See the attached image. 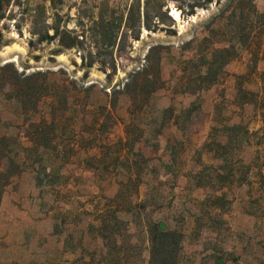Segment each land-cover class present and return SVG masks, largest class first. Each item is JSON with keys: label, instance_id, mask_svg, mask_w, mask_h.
I'll return each mask as SVG.
<instances>
[{"label": "rangeland", "instance_id": "374dc122", "mask_svg": "<svg viewBox=\"0 0 264 264\" xmlns=\"http://www.w3.org/2000/svg\"><path fill=\"white\" fill-rule=\"evenodd\" d=\"M217 1L192 17H182L170 2L174 24L164 18V31L143 28L136 41L126 25L131 0H11L0 21V135L12 139L19 155V146H32L30 122L48 117L52 103L46 97L37 114L24 115L34 110L35 99L21 103L11 99L1 91L9 89L2 77L32 93L35 85L20 83L17 76L42 74L43 90L64 83L71 92L80 91L79 105L87 103L83 88L93 87L88 102L96 107L91 109L94 114L85 115L76 106L72 119L53 131L57 139L44 164L45 175L36 171L45 168L37 158L23 163L25 153L12 155L23 171L12 177L0 200V264H114L111 243L102 239L107 233L100 230L99 221L107 205L118 210L109 200L117 191L112 176L127 168L126 162L112 159L125 135L123 120L134 121L139 126L136 132L145 131L136 149L153 158L152 168L158 172L147 179L152 185L147 204L158 199L162 206H151L148 212L153 211V219L168 229L184 234L179 264H264V28L249 21L254 14L249 15L247 0H236L234 9L212 26L229 3ZM253 4L264 13V0ZM32 16L40 29L46 22L54 37L41 41L34 35L40 31L32 26ZM60 38L78 46L66 48ZM156 45L164 48L161 79L149 86L145 75L136 73ZM210 47L220 50L203 54ZM157 59L156 54L153 60ZM137 93L143 104L139 113L130 107V98ZM106 101L116 104L121 119L116 125L108 120L94 137L92 120L101 116L97 105ZM230 127L235 128L226 129ZM223 135L230 141L232 164L207 151L206 145L212 148ZM87 154H97L102 162L86 161ZM199 160L219 168L211 172L216 186H231L226 190L230 210L222 216L224 224L211 213L209 202L202 204L213 191L197 188V181L186 176L191 169L198 170ZM118 216L127 246L122 264H147L143 227L136 226L130 214ZM130 244H137L140 252L134 254Z\"/></svg>", "mask_w": 264, "mask_h": 264}, {"label": "trees", "instance_id": "16d2710c", "mask_svg": "<svg viewBox=\"0 0 264 264\" xmlns=\"http://www.w3.org/2000/svg\"><path fill=\"white\" fill-rule=\"evenodd\" d=\"M214 1L215 0H131L128 6V17L126 20L127 33L133 40L138 41L141 38L143 28L153 32L164 31L163 25H166L164 18L169 19L171 23L174 24V19L169 15L168 6L170 2L174 3L178 10L181 11L182 17H192L196 15L198 10L208 9L214 3ZM247 1L252 10L249 15L254 14L253 18H250L249 21L251 23L262 25L264 28V13H258L256 7L253 4V0ZM220 2L221 0H218L217 4H220ZM235 2L236 0H229L226 10L222 11L220 15L214 18L212 26L216 24L219 19L225 17L226 11L234 9L233 6ZM10 3L11 0H0V21L5 18V13L7 10L6 8L10 5ZM32 17V26L37 29L40 23L35 20V16ZM103 18H105V16H103ZM211 27L209 29H211ZM48 28V24L44 22L43 28H38L40 32H34V35H39L41 41L51 39L54 36L49 34ZM166 31L169 32L172 30ZM56 35H60L58 30H56ZM208 40V37L203 39L204 42H207ZM60 44L66 48L78 46L76 41H73L71 44H65L61 38ZM120 44L121 43L118 44V48L120 47ZM262 45L264 47V40ZM163 49L164 48L159 45L151 47L147 55L146 65L143 67V69L136 73V75L144 74V81L149 86L153 84L156 85L161 79L159 73L161 69ZM224 49L225 48L221 50ZM217 50L220 49L210 47L208 50L203 52V54H211V52H215ZM156 54L158 55V59L153 60V56ZM225 63L228 62L226 61ZM88 67H92V62H90ZM110 75L111 74H108V77ZM18 76L17 78L19 79L20 83H29L31 85H35L33 86L34 88L30 86V89L32 88V93H29L28 90L23 91L22 88H15L8 80H6V78L3 79L2 76L1 77L4 81V85L9 89L6 92L5 90L1 91L2 93H8L11 95V99L18 103H21L25 98L29 100L35 99L34 110L23 112L24 115L28 117L34 116L37 114L39 105L44 98L50 97L52 100V103L50 104L51 110L48 117L43 115L40 120L34 122L31 121L29 124V138L32 146L27 148L19 146V149H21V151L26 154L23 163H25L28 158L30 160L37 158L38 163H40L41 166H45L44 164L49 160V157L51 158L52 155L50 149L53 147V144L57 139V136L54 137L52 134L53 131L56 132L59 130V128H61L65 121L69 120V118L72 119L73 115L77 113L75 108L76 106L79 107L80 113H85V115H90V113H93L91 109H94L96 106H93L92 104L90 105L88 102L91 100L90 95L88 94L93 91V89H91L93 87L83 88L84 92L88 93L87 103L84 104L82 102V104L79 105L77 102L80 100H77V96H79L80 91L71 92L69 87L64 83H53L47 85L43 90V82L39 77H42V74L30 75L23 78H20V75ZM129 87V83L126 84L125 88L128 89ZM156 89L157 88H155V90L153 89L151 93L155 92ZM241 90L244 93H247L245 89L242 88ZM119 93L120 92H118V94ZM104 95L107 98L109 97V94L106 91L104 92ZM140 95V93H137L134 98H130V107L132 111L138 113L141 112L143 108ZM97 108L101 110V116L98 119L92 120L94 125L91 123L93 125L91 126V134H93L94 137H96L99 133V131H97L98 128L103 127L104 123L108 120H112L116 125L119 123V119H121L118 115L116 104L111 101H106L102 104H99L97 105ZM127 113L130 117V112L127 111ZM70 115L71 117H69ZM96 117H98L97 114ZM121 123L124 126L125 135L119 139V142L117 143L118 149L116 152H114L112 159L115 161L126 162L127 168L118 172V174H115L116 176H112L115 178L117 191L114 194V197L109 201L114 203V205L118 207V210L114 211L112 210L111 205H107L101 211L99 228L101 231H105V233H107L102 234L103 236L101 237L104 242L106 240V243H111V247L114 252V264H122L126 260L125 251L127 246L124 244L121 238L123 237V234L120 230V225L123 221L118 215L122 213L130 214L134 216L135 225L143 227L149 252L147 264H179L180 254L185 237L184 234L176 229H168L164 222L153 219V211H151V213L148 212L150 209L149 207L151 206L153 207L155 205L158 209L162 206L160 205L158 199H156L157 201L155 200V204H147L149 199L147 192L152 186L151 182H149L147 179L154 174L158 175V172L156 169L153 170L152 168L153 158L146 156L143 150L136 149L137 145L142 143L145 139L143 138L145 131L141 130V134L140 132H136L139 126H137L132 120H129L128 122L123 120ZM234 128L235 127H230L226 129L231 131ZM222 137H224V140L216 141L212 148L211 144H207L206 147L210 148L207 151L214 153L220 162L232 164L233 160L232 156L229 154L228 148V146H230L229 138L227 135H223ZM21 151L19 152V155L21 154ZM198 153V149H196L195 154L197 155ZM12 155L15 156V158L16 155H18V153H16L13 148L12 139L5 135H0V200L5 192L6 187L10 184L12 177L20 175V173L23 171L22 164H20L18 160H14ZM90 160L93 162H102L97 154H87L86 161ZM196 166L199 167L198 170L191 169L189 171V175L186 176H190V179L192 178L193 180L197 181V188H210L213 191L212 194L208 195V197L202 201V204L209 202L213 207L211 213H214L220 222L224 224L225 222L222 219V216L230 210V201L227 200L226 190L231 189V186H216L217 182L212 179L213 176L211 175V172L213 170L217 172L216 170H219V168L217 169L214 166H207L202 163V160L196 162ZM14 168L15 173L12 172ZM47 169V166H45V168L43 167L42 171H36L38 174L45 175L47 173ZM235 174L236 169L235 166H233L230 175L232 178H234ZM207 180H209L208 183H206ZM40 182H42V180H40ZM143 189H146V197L142 199ZM153 189L159 190L160 188ZM105 247L109 248V245L105 244ZM128 247L129 249L133 250L134 254H138L140 252L137 244H130ZM222 261V258L217 259L218 263H221Z\"/></svg>", "mask_w": 264, "mask_h": 264}, {"label": "bare ground", "instance_id": "6f19581e", "mask_svg": "<svg viewBox=\"0 0 264 264\" xmlns=\"http://www.w3.org/2000/svg\"><path fill=\"white\" fill-rule=\"evenodd\" d=\"M173 15L175 16L176 19L179 18V13H178L177 11H174V10H173Z\"/></svg>", "mask_w": 264, "mask_h": 264}]
</instances>
